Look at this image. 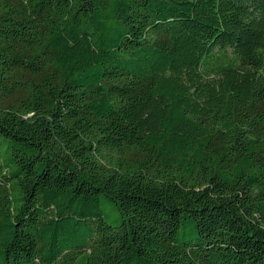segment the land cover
I'll return each instance as SVG.
<instances>
[{"label": "trees", "instance_id": "obj_1", "mask_svg": "<svg viewBox=\"0 0 264 264\" xmlns=\"http://www.w3.org/2000/svg\"><path fill=\"white\" fill-rule=\"evenodd\" d=\"M0 264H264V0H0Z\"/></svg>", "mask_w": 264, "mask_h": 264}]
</instances>
